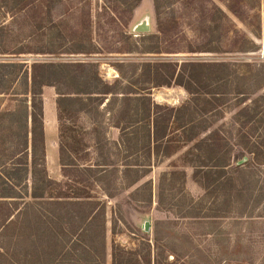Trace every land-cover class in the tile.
Returning <instances> with one entry per match:
<instances>
[{
    "label": "rangeland",
    "instance_id": "374dc122",
    "mask_svg": "<svg viewBox=\"0 0 264 264\" xmlns=\"http://www.w3.org/2000/svg\"><path fill=\"white\" fill-rule=\"evenodd\" d=\"M119 1L66 0L51 18L43 7L42 12L29 8L13 17L0 7V25L6 26L0 33V63H19L29 71L33 62H92L100 78L117 92L105 95L97 107L90 101L88 113L67 117V128L59 135L56 90L44 87L46 170L50 179L60 182L49 191L65 199L30 198L29 182L22 174L16 199H6L21 211L6 220L0 217V264H111L112 244L148 257L150 264H264V161L252 159L248 146L240 145L239 130L250 136L252 128L240 127L235 117L239 107H255V133L248 140L257 137L264 151V77L245 83L249 91L256 86L254 93L230 94L219 108L221 118L212 122L211 128L229 142L231 183L203 188L193 177L194 167L183 159L191 143L169 155L164 154L165 147L157 153L145 130L140 131L139 142L125 138L120 127L128 122L119 119L121 92L127 90L131 96L144 93L152 102L169 106L189 97L178 85L142 83L138 72L144 61L251 62L264 67V0H157L159 21L170 34L163 42L168 52L161 53L140 52L145 46L141 36L156 32V0H140L128 27L120 19L126 17L122 3L126 2ZM145 16L150 32L134 33L132 26ZM243 37L246 43L239 45ZM246 39L253 42V49ZM188 46L217 51L190 53ZM239 46L249 49L239 51ZM28 49L38 53L20 52ZM245 71L242 66L240 72ZM18 79L8 93H0V110L11 104L10 108L17 104L23 109L27 85L25 76ZM132 107L133 103L128 108ZM4 137L0 131V140ZM7 144L0 142V174L13 182L19 175L12 174L15 167L8 158L17 154L18 146ZM62 145L72 163L66 168L59 159ZM244 156L247 160L235 168ZM88 166L92 168L85 169ZM78 192L88 197H74Z\"/></svg>",
    "mask_w": 264,
    "mask_h": 264
},
{
    "label": "trees",
    "instance_id": "16d2710c",
    "mask_svg": "<svg viewBox=\"0 0 264 264\" xmlns=\"http://www.w3.org/2000/svg\"><path fill=\"white\" fill-rule=\"evenodd\" d=\"M65 1L0 0V7L3 8L5 14L8 13L12 17L29 8L42 12L43 7L45 8V14L50 15L51 18L53 11L59 6H64ZM107 1L108 3L121 2L119 0ZM124 1L126 3H122L127 6V14H125V18L120 16V19L123 26L128 27L132 9L140 0ZM189 1L193 3L194 0ZM155 4V16L156 20L158 19L156 32L141 36L142 42L145 43V46L140 50L142 53H161L166 51L163 42L165 43V38L170 36L159 21L160 12L157 0ZM227 8L233 15L240 16L235 6L228 5ZM212 9L217 11L221 17H226L224 12L216 5H213ZM111 14L114 18V14ZM113 18L112 20H114ZM5 27L0 25V33L5 32L3 29ZM246 40L251 45L249 48H254L253 42ZM243 41L246 43L244 37L239 42V45L243 44ZM188 47L187 51L190 53L217 51L212 47ZM249 48L239 46L238 49L242 51ZM128 50L132 51L130 47ZM20 52L38 53L30 49ZM77 52H80V50L78 49ZM242 66L246 67L245 72H240ZM20 67L19 63H0V93H8L12 83L24 76L25 84L27 85V89L24 92L25 98L22 99L24 103L23 109L20 110L17 104L10 108L11 104L9 107H5L6 110H0V131L5 133L6 136L0 142L4 143L5 141L9 143L7 145L18 146L16 149L17 154L24 156L25 160L21 158L19 160L16 159L17 162H14L15 160L12 161V157L19 156L17 154L10 155L8 158V160H11L10 167H15L12 174L19 175V177L17 176L18 180L13 181L14 183L8 181V179H2L0 174V217L3 220L21 211V207L13 200L17 197L15 187H18L17 184L22 174H25L24 179L29 182L28 196L30 198L41 199L50 197L65 199L62 194L54 195L49 191L51 185L58 186L60 182L50 179L46 170L42 102L44 87L52 86L56 90L57 97L55 102L59 135H63L65 128H67V117L88 113L87 105L90 104V101H93L95 107H97V105L103 103L105 95L117 93L114 86L100 78L97 73V65L92 62H33L30 64L29 71ZM263 77V64L251 62H243L242 65V63L225 61H144L140 63L138 72V78L142 83L152 84L153 86L178 85L189 94V97L178 106H169L152 102L151 98L144 93L139 96H131L128 90L121 92L123 95L120 99V104L123 105V108L120 111L119 119L121 117L123 122L128 123L123 124L120 130L125 138L130 137L135 142L140 140V131L145 130L146 139L154 143L157 153L160 152L161 148L165 147L164 154L166 155L178 150L182 145L191 143L184 153L183 159L194 167V179L206 189L214 183L218 186L222 185L224 181L231 183L232 180L227 171L229 167L231 168L230 161L232 157L228 146L229 142L225 136L221 135L219 130L211 128L212 122L221 118L222 112L219 108L227 102L230 94L245 95L254 93L256 86L249 91L245 83L251 85L260 81ZM2 84L3 87L1 86ZM234 84L236 85L235 90ZM11 93L15 94L14 92ZM83 95H87V99H84ZM131 103H133V107L128 108ZM130 111L132 114L128 116ZM140 111L143 113L140 114L141 116L138 115ZM132 116L135 119H132ZM235 117L237 118V123L241 124L240 127L250 124L252 128L249 133L250 136L242 134L239 130L240 145L242 147L248 146L247 151L253 155L252 159L264 161V151L258 147L259 141L256 140L257 137H255V141L250 142V139L248 140V137H253L255 133V107L253 105L239 107ZM121 120H118V125L122 122ZM173 140L179 141V144L172 145ZM7 149L9 150V148ZM65 151H67L65 146L59 147V159L62 168L72 165L70 161H67L70 158L68 154L67 156L65 155ZM234 167L237 168V165ZM91 168L92 166H88L85 169L90 170ZM73 196L77 198L88 197L87 195H82L81 192L74 193ZM6 199L13 200L9 202L10 200L7 201ZM90 211L85 212V216L89 215ZM137 255L134 251L124 250L119 245L112 244L111 264H150L148 257Z\"/></svg>",
    "mask_w": 264,
    "mask_h": 264
},
{
    "label": "water",
    "instance_id": "95a60500",
    "mask_svg": "<svg viewBox=\"0 0 264 264\" xmlns=\"http://www.w3.org/2000/svg\"><path fill=\"white\" fill-rule=\"evenodd\" d=\"M131 29H132V31L134 33H138V34H141V33L142 34L149 33L150 32L149 17L148 16H145L140 21H138L136 24H134ZM246 160H247V157L244 156L239 161H236V165L243 164ZM147 227H148L147 222H145L144 223V228L146 229Z\"/></svg>",
    "mask_w": 264,
    "mask_h": 264
},
{
    "label": "crops",
    "instance_id": "0c3cea01",
    "mask_svg": "<svg viewBox=\"0 0 264 264\" xmlns=\"http://www.w3.org/2000/svg\"><path fill=\"white\" fill-rule=\"evenodd\" d=\"M45 150H46V148H45Z\"/></svg>",
    "mask_w": 264,
    "mask_h": 264
}]
</instances>
